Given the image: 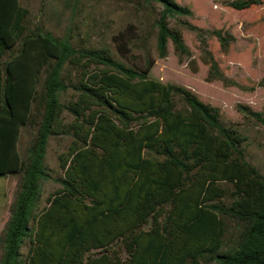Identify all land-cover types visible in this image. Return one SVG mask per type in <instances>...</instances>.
<instances>
[{
  "label": "trees",
  "instance_id": "obj_1",
  "mask_svg": "<svg viewBox=\"0 0 264 264\" xmlns=\"http://www.w3.org/2000/svg\"><path fill=\"white\" fill-rule=\"evenodd\" d=\"M123 1L153 20L158 58L171 42L198 71L186 29L200 43L208 81L237 86L208 44L216 37L227 52L232 34L192 24L193 11L175 0ZM28 14L21 0H0V176L21 177L0 264H264V173L246 159L248 137L224 126L220 109L187 87L150 77L156 58L141 45V27L131 24L113 39L123 57L143 50L135 68L109 49L30 33ZM237 109L264 127L262 112ZM25 126L36 134L23 156ZM51 138L71 139L60 156L66 169L54 180L65 191L42 208Z\"/></svg>",
  "mask_w": 264,
  "mask_h": 264
},
{
  "label": "rangeland",
  "instance_id": "obj_2",
  "mask_svg": "<svg viewBox=\"0 0 264 264\" xmlns=\"http://www.w3.org/2000/svg\"><path fill=\"white\" fill-rule=\"evenodd\" d=\"M175 1L193 11V17L187 19L192 24L209 31L222 30L235 37L227 52L221 49L216 37H210L208 44L222 72L237 86L226 87L221 81H208L209 66L203 62L200 43L196 34L186 29L183 38L198 71L191 70L187 59L180 61L171 42L168 56L158 58L153 20L136 12L123 0H21V5L29 13L26 26L30 33H50L60 39H70L81 48L109 49L117 59L135 68L144 63L143 50L135 48L132 55L123 57L113 39L131 24L141 27L144 37L141 45L156 58L150 77L164 84L187 87L203 102L218 107L222 124L236 127L248 137L243 145L246 159L264 173V127L253 118H245L237 109L241 104L264 114V87L257 86L264 78V2L249 9L236 10L227 5L231 0ZM17 50L18 47L4 60L7 61ZM252 87H256L255 90L252 91ZM73 94L69 91L63 100L70 99ZM91 119L95 122L96 115L92 114ZM35 134L33 127L22 128L19 148L23 156ZM90 136L91 131L87 134V141ZM70 143V138H51L49 142L46 162L52 179L43 187L42 208L47 206L46 201L65 191L54 180L66 169L67 165L61 164L60 156L66 153ZM20 180V176H0V239L11 217V206ZM33 245L31 241L29 248H23L27 256ZM1 257L0 244V260Z\"/></svg>",
  "mask_w": 264,
  "mask_h": 264
}]
</instances>
